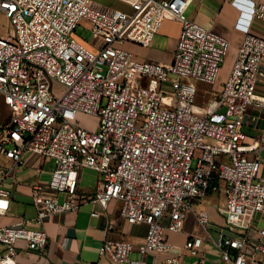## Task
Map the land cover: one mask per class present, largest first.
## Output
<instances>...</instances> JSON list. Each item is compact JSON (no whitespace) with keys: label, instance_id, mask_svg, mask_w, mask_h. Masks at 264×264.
<instances>
[{"label":"built area","instance_id":"2783aa9c","mask_svg":"<svg viewBox=\"0 0 264 264\" xmlns=\"http://www.w3.org/2000/svg\"><path fill=\"white\" fill-rule=\"evenodd\" d=\"M116 1L130 12L94 0H0L14 30L0 38V99L9 111L0 119V216L11 198L4 184L27 155L41 156L54 168L47 184L31 188L39 225L87 201L99 218L118 201L128 224L146 226L138 245L104 239L99 255L110 264H150L153 255L181 264L168 234L182 233L190 213L206 228L209 214L194 206L213 193H223L224 225L207 241L220 260L204 258L199 236L182 251L197 264H264V125L252 142L244 131L264 112V39L243 38L222 92L200 107L195 82H217L230 43L187 18L192 0ZM252 15L264 22V5ZM165 21L182 26L170 64L125 48L149 47ZM79 26L90 46L76 37ZM85 168L99 174L90 197L79 194ZM48 241L42 229L0 228V264H19V243L42 254Z\"/></svg>","mask_w":264,"mask_h":264},{"label":"crops","instance_id":"0c3cea01","mask_svg":"<svg viewBox=\"0 0 264 264\" xmlns=\"http://www.w3.org/2000/svg\"><path fill=\"white\" fill-rule=\"evenodd\" d=\"M99 2L107 6L118 3L116 0H100ZM256 4L264 5V0H192L188 7L186 16L190 21L225 38L230 43L229 54L221 68L217 82L214 85L195 82L198 106L207 107L222 92L243 38L250 34L264 39V22L252 15V9ZM181 29L179 22L165 21L149 47L126 44L125 48L141 60L170 64L173 61ZM262 67L264 69V60ZM261 87L264 90V81ZM167 89L170 90V88ZM253 114L257 115L256 122L251 123L249 120V125L245 128L249 132L251 142L261 135L264 125V112L256 111ZM260 156L262 159L260 176L264 178V148L260 151ZM25 159L26 165L16 168L13 176L7 180L11 198L7 213L0 216V228L24 226L34 230L42 229L47 232L49 241L46 251L42 254L29 252L25 249L24 243H19V264H110L107 258L99 255L105 238L125 240L135 245L143 241L146 226L128 224L121 215V203L118 201H113L108 211L99 218H94L91 214L93 211L101 212V208L87 201L78 212L55 214L43 225H39L35 221L37 212L31 199V188L36 182H41L42 176L49 172L51 166L48 164V159L41 156L27 155ZM7 164L10 163L7 162ZM21 170L22 175L19 174ZM98 180V173L91 169H83L80 172L79 194L86 197L92 196ZM23 194L29 196L27 203L22 201ZM18 196L21 202L16 200ZM59 198L62 200L64 196L60 195ZM223 202H220L218 208L205 206L204 200L197 202L194 212L208 213L210 224L219 230L224 225V218L219 213ZM192 214L196 218L195 213ZM258 225L263 227L264 222L261 220ZM199 227L188 226L187 230L182 233L168 234L169 244L176 247L175 252L182 255L181 264H190L187 260L193 258H189V255L182 251L189 236H199L205 240L202 255L207 261L220 260L219 252L211 242L207 241L208 233L212 237L208 226ZM178 237L183 238L181 245L176 242ZM216 239L213 238V240ZM164 259V256L153 255L148 261L150 264H165ZM197 259L199 261V258Z\"/></svg>","mask_w":264,"mask_h":264},{"label":"rangeland","instance_id":"374dc122","mask_svg":"<svg viewBox=\"0 0 264 264\" xmlns=\"http://www.w3.org/2000/svg\"><path fill=\"white\" fill-rule=\"evenodd\" d=\"M97 4L99 5H103L105 7H109V8H114V9H118V10H122V11H126V12H130V9L124 5L123 3H117V5H110V6H107V5H104L102 3H100L99 1L100 0H94ZM105 2V1H104ZM13 27L12 25L10 24V21L5 17L4 14H2L0 12V38H5L7 37L8 33L10 32H13ZM76 37L78 39H80L82 42H84L85 44H87L88 46H90V43L92 42V40L94 39L91 35V33L86 29L84 28V26H79L76 30ZM167 91H170L169 89H167ZM225 111V109L223 110ZM9 115V111L8 109L4 106L2 100L0 99V119H5L7 118ZM86 126L89 127V128H94L95 127V124H96V120L93 119V120H89V121H86ZM248 135H249V132L247 130H244ZM48 164L51 166V169H49V172L48 173H44V175L42 176L41 178V183L43 184H47L50 180H51V176H52V171H53V168H54V164H52L50 161H48ZM195 165V164H194ZM48 169V168H47ZM22 170L19 171V174L22 175ZM8 182H6L4 184L5 187H9L8 186ZM24 196H21L23 197V202L25 201V203L28 202L29 200V196H27L26 194H23ZM223 193H213V194H210L205 200H204V205L205 206H212L214 208H218V206L220 205V202L222 201L223 202ZM17 201H20V197L18 196V198L16 199ZM21 202V201H20ZM22 202V203H23ZM194 215L192 213L189 214L185 224H184V230H187V227L188 226H200L198 225V222L196 221V218L193 217ZM195 218V219H194ZM200 228V227H199ZM208 228L210 230V233L212 235L213 238H217V233L216 231H219V230H216L211 224L208 225ZM176 242L179 243L181 245V243L183 242V238L182 237H178L176 239ZM134 258L137 257V255H134L133 256ZM189 258H191L190 256H188ZM187 262H190V264H197L198 263V259L193 257L191 260H187Z\"/></svg>","mask_w":264,"mask_h":264},{"label":"trees","instance_id":"16d2710c","mask_svg":"<svg viewBox=\"0 0 264 264\" xmlns=\"http://www.w3.org/2000/svg\"><path fill=\"white\" fill-rule=\"evenodd\" d=\"M210 193H211V191H210Z\"/></svg>","mask_w":264,"mask_h":264}]
</instances>
